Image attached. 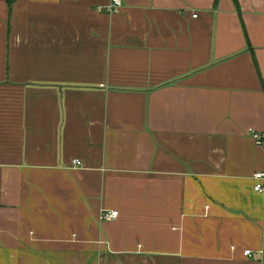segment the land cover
I'll return each mask as SVG.
<instances>
[{"label": "crops", "instance_id": "1", "mask_svg": "<svg viewBox=\"0 0 264 264\" xmlns=\"http://www.w3.org/2000/svg\"><path fill=\"white\" fill-rule=\"evenodd\" d=\"M109 2L0 0V264H264V0Z\"/></svg>", "mask_w": 264, "mask_h": 264}, {"label": "built area", "instance_id": "2", "mask_svg": "<svg viewBox=\"0 0 264 264\" xmlns=\"http://www.w3.org/2000/svg\"><path fill=\"white\" fill-rule=\"evenodd\" d=\"M122 7V2L121 0H110V2L107 4L106 7L102 8L99 7L97 10L103 13H108V14H114L118 13L119 10ZM253 140L255 141V144L259 147H261L264 150V132L258 133V132H253ZM74 166H80V162L78 160L73 161ZM253 191L257 194H260L264 197V172H257L253 174ZM118 212L117 211H103L101 213L100 219L105 220V221H112L115 220L117 217ZM244 256L246 257H251V252L250 251H245L243 253Z\"/></svg>", "mask_w": 264, "mask_h": 264}, {"label": "trees", "instance_id": "3", "mask_svg": "<svg viewBox=\"0 0 264 264\" xmlns=\"http://www.w3.org/2000/svg\"><path fill=\"white\" fill-rule=\"evenodd\" d=\"M233 2H234V4H236V0H232ZM9 3H10V1H9Z\"/></svg>", "mask_w": 264, "mask_h": 264}]
</instances>
